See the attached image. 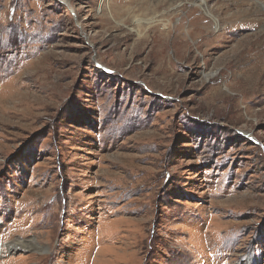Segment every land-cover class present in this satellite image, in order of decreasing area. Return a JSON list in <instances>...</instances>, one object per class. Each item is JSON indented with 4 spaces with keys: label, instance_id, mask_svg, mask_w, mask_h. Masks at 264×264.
Returning a JSON list of instances; mask_svg holds the SVG:
<instances>
[{
    "label": "rangeland",
    "instance_id": "374dc122",
    "mask_svg": "<svg viewBox=\"0 0 264 264\" xmlns=\"http://www.w3.org/2000/svg\"><path fill=\"white\" fill-rule=\"evenodd\" d=\"M65 1L0 0V264H264V0Z\"/></svg>",
    "mask_w": 264,
    "mask_h": 264
},
{
    "label": "bare ground",
    "instance_id": "6f19581e",
    "mask_svg": "<svg viewBox=\"0 0 264 264\" xmlns=\"http://www.w3.org/2000/svg\"><path fill=\"white\" fill-rule=\"evenodd\" d=\"M61 1H64V2H66L65 0H61ZM199 2L200 3H203L205 6H206V2H205V0H199ZM67 3V2H66ZM199 3V7L201 6V4ZM67 5H68V3H67ZM206 8H207V6H206ZM209 10V9H208ZM207 9L205 10V13L207 14V15H210L211 16V14L209 13V11H208ZM205 14V15H206ZM154 19V18H153ZM151 20V22H150V24L149 25H154L156 22H157V20ZM217 21V23H216V25H215V27H217L218 26V20H216ZM161 22V21H160ZM149 23V22H148ZM158 23V22H157ZM156 25V24H155ZM154 25V26H155ZM153 27V26H152ZM166 27H167V24H164L163 25V29H166ZM218 28V27H217ZM216 28V29H217ZM204 29H206V27L204 28ZM141 36V35H140ZM20 246V242L18 241V243L17 244H10V245H8L6 248V251H12V250H15L17 247H19ZM23 246V245H22ZM28 248H29V246H27Z\"/></svg>",
    "mask_w": 264,
    "mask_h": 264
}]
</instances>
